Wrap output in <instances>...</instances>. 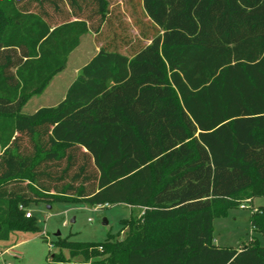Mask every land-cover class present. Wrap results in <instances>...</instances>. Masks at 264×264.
<instances>
[{
  "label": "trees",
  "instance_id": "trees-1",
  "mask_svg": "<svg viewBox=\"0 0 264 264\" xmlns=\"http://www.w3.org/2000/svg\"><path fill=\"white\" fill-rule=\"evenodd\" d=\"M142 2L161 35L133 58L99 51L62 102L24 114L107 0H0V241L39 232L32 204H124L144 209L124 240L57 239L48 264H264L213 227L264 198V0ZM251 226L264 237V205Z\"/></svg>",
  "mask_w": 264,
  "mask_h": 264
},
{
  "label": "rangeland",
  "instance_id": "rangeland-1",
  "mask_svg": "<svg viewBox=\"0 0 264 264\" xmlns=\"http://www.w3.org/2000/svg\"><path fill=\"white\" fill-rule=\"evenodd\" d=\"M159 35L161 32L146 15L142 0H107V17L101 30L80 38L66 67L51 78L41 94L30 98L22 112L33 114L40 108L57 106L64 100L68 86L77 78L80 69L99 51L133 58ZM242 205L246 208L230 210L227 217L214 221L216 245L243 248L257 241L264 246L263 235L251 226L252 211L264 205V198L252 203L250 199H244ZM143 212L141 207L124 204L100 207L77 202L32 204L26 213L36 218L39 232H15L8 241H0V264H48L58 252L54 246L57 239L100 243L112 236L122 241L128 235L131 221L139 219ZM104 220L107 225H103ZM65 254L68 257V252Z\"/></svg>",
  "mask_w": 264,
  "mask_h": 264
},
{
  "label": "water",
  "instance_id": "water-1",
  "mask_svg": "<svg viewBox=\"0 0 264 264\" xmlns=\"http://www.w3.org/2000/svg\"><path fill=\"white\" fill-rule=\"evenodd\" d=\"M47 209H51V206H47ZM108 223H107V221L106 220H104L103 221V225H107ZM60 234H58L57 236H59Z\"/></svg>",
  "mask_w": 264,
  "mask_h": 264
},
{
  "label": "built area",
  "instance_id": "built-area-1",
  "mask_svg": "<svg viewBox=\"0 0 264 264\" xmlns=\"http://www.w3.org/2000/svg\"><path fill=\"white\" fill-rule=\"evenodd\" d=\"M241 208L245 209L246 207L244 205H241ZM26 217H31L30 213H26Z\"/></svg>",
  "mask_w": 264,
  "mask_h": 264
},
{
  "label": "crops",
  "instance_id": "crops-1",
  "mask_svg": "<svg viewBox=\"0 0 264 264\" xmlns=\"http://www.w3.org/2000/svg\"><path fill=\"white\" fill-rule=\"evenodd\" d=\"M142 3H143V2H142ZM214 244H216V243H215V238H214ZM217 246H218V245H217Z\"/></svg>",
  "mask_w": 264,
  "mask_h": 264
}]
</instances>
